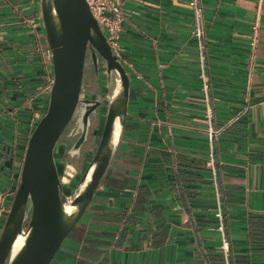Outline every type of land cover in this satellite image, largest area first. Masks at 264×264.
<instances>
[{
  "label": "crops",
  "instance_id": "1",
  "mask_svg": "<svg viewBox=\"0 0 264 264\" xmlns=\"http://www.w3.org/2000/svg\"><path fill=\"white\" fill-rule=\"evenodd\" d=\"M188 2L122 0L120 60L131 79L125 131L52 264H225L219 200L231 264H264V0H203L213 123L227 126L214 150L218 195ZM38 15L37 0H0L2 224L50 102L52 59L38 48H48L45 32L27 22ZM94 82L104 100L107 84ZM87 164L68 167L77 176Z\"/></svg>",
  "mask_w": 264,
  "mask_h": 264
},
{
  "label": "water",
  "instance_id": "2",
  "mask_svg": "<svg viewBox=\"0 0 264 264\" xmlns=\"http://www.w3.org/2000/svg\"><path fill=\"white\" fill-rule=\"evenodd\" d=\"M37 1L52 54L54 83L48 110L29 140L21 181L0 236V264H52L107 175L128 118L130 76L87 0ZM89 56L97 73L107 75L111 94L104 100L101 91L86 92ZM98 82L102 83L99 77ZM80 105L87 109L75 121ZM93 117L96 123L99 120L94 129ZM72 124L79 138L68 149L61 140ZM90 135L99 141L89 164L64 183L65 158L81 159ZM74 182L75 191L65 198L66 187Z\"/></svg>",
  "mask_w": 264,
  "mask_h": 264
},
{
  "label": "built area",
  "instance_id": "3",
  "mask_svg": "<svg viewBox=\"0 0 264 264\" xmlns=\"http://www.w3.org/2000/svg\"><path fill=\"white\" fill-rule=\"evenodd\" d=\"M90 9L100 24L104 35L106 36L109 44L111 45L113 51L120 59V53L122 52V48L120 46V37L123 31V23L125 22L127 15L123 10L122 0H87ZM188 6L192 12L193 18V31L192 37L196 42L197 52L199 56L200 62V80L202 81V91L204 93V98L206 102V119L209 123V128L207 130V136L209 140V162L208 166L212 170L213 174V182L217 192V195L220 193L219 191V183L216 171V162H215V145L218 141L219 137L225 132L227 126H223L217 128L214 126L213 118H214V109L210 102V86L207 78V56H206V48H207V40H206V18H205V8L203 0H189ZM33 28L37 29L39 27H43V21L40 15L36 16L33 19L27 20ZM259 24H255L253 30L256 32L258 30ZM4 40L3 33L0 31V43ZM38 48L41 50L42 55L45 59H52V54L49 49L45 51L44 48L39 44ZM54 83V79L49 78V89L52 90ZM38 125V124H37ZM37 127V126H36ZM69 167L67 166V169ZM66 169V170H67ZM69 183V182H67ZM71 194L65 198H69ZM215 215L219 221V226L215 228V231L218 232L222 236V244L220 249L225 258V264H231V242L226 236L225 230V216L222 210V204L219 200L218 207L215 211ZM4 224H2V218L0 216V233L4 228Z\"/></svg>",
  "mask_w": 264,
  "mask_h": 264
},
{
  "label": "rangeland",
  "instance_id": "4",
  "mask_svg": "<svg viewBox=\"0 0 264 264\" xmlns=\"http://www.w3.org/2000/svg\"><path fill=\"white\" fill-rule=\"evenodd\" d=\"M87 75H88V77H89V80H91L92 81V78H95L96 77V75H95V77H94V75H93V77H92V74H94V71L92 70L91 71V69H89L88 70V72L86 73ZM107 75L106 74H104L103 72H101L100 74H99V80L102 82V83H105L107 80ZM93 80H95V79H93ZM96 81H97V79H96ZM92 129H94V127L92 128ZM71 130V129H70ZM65 135L66 134H64V136L63 137H65ZM98 141H99V138L98 137H94V136H92L91 135V138L89 139V142L87 143V145H85L84 146V148H83V151H82V158L81 159H78V158H72V157H70V156H67L66 157V160L69 162V161H71L72 163H78L80 166H81V168H82V161H83V159H86L87 160V163L89 164V162H90V160H91V158H92V155H93V151H94V148H95V146L98 144ZM65 143V144H67V146H68V148L70 147V146H72V145H74V142H76V139L74 140V141H72V142H70V141H64L63 140V138H62V140H61V143ZM87 164V165H88ZM84 166V165H83ZM75 172V171H74ZM74 174V176H75V173H73ZM64 178V177H63ZM71 181V180H70ZM69 181V182H70ZM77 182H78V179H77ZM77 182H74L72 185H70V186H67L66 187V189L67 190H69V192H70V194H72L74 191H75V189H76V187H77ZM64 183H66V182H64Z\"/></svg>",
  "mask_w": 264,
  "mask_h": 264
},
{
  "label": "flooded vegetation",
  "instance_id": "5",
  "mask_svg": "<svg viewBox=\"0 0 264 264\" xmlns=\"http://www.w3.org/2000/svg\"><path fill=\"white\" fill-rule=\"evenodd\" d=\"M89 69H91V71L93 70L94 71V74H92V77H93V75H94V77H95V75H96V77L95 78H92V81L90 80V81H88L87 82V86H86V92L88 93V94H93V93H96V92H99L98 91V89H97V84L94 82V80L93 79H97L98 80V77H99V74L97 73V71H96V68H95V66H94V64L92 63V60H91V57L89 56V58H88V61H87V66H86V72H85V75H86V73L88 72V70ZM100 69L102 70V64H100ZM89 80V79H88ZM106 83H107V87H108V90H109V94L108 95H110L111 93V90H110V85H109V83H108V80L106 81ZM107 90V89H106ZM86 109H87V106L86 105H80V107H79V110H78V116H77V118L75 119V121L76 120H78V118L79 117H81L82 116V114L86 111ZM98 123H99V120L97 121V123L95 122V117H93L92 118V128L93 127H98ZM69 129H71V131H73V129H74V124H72L71 126H70V128ZM76 133V131H74V134ZM78 138H79V136H76L75 137V139H76V141L78 140ZM91 138V135L89 136V139ZM89 142V141H88ZM75 143V142H74ZM87 145V144H86ZM73 147V145L72 146H70L68 149H70V148H72ZM70 195V192H69V190H65V197H67V196H69Z\"/></svg>",
  "mask_w": 264,
  "mask_h": 264
},
{
  "label": "bare ground",
  "instance_id": "6",
  "mask_svg": "<svg viewBox=\"0 0 264 264\" xmlns=\"http://www.w3.org/2000/svg\"><path fill=\"white\" fill-rule=\"evenodd\" d=\"M74 173V169L72 167H69L65 172H64V175H63V182H69L70 179L72 178V175ZM20 245V240L17 242V245L16 246H19Z\"/></svg>",
  "mask_w": 264,
  "mask_h": 264
},
{
  "label": "trees",
  "instance_id": "7",
  "mask_svg": "<svg viewBox=\"0 0 264 264\" xmlns=\"http://www.w3.org/2000/svg\"><path fill=\"white\" fill-rule=\"evenodd\" d=\"M75 137H76V134H74V132H72L70 129L67 131L65 137H63V140L64 141H74L75 140ZM72 162L69 161V164H71Z\"/></svg>",
  "mask_w": 264,
  "mask_h": 264
}]
</instances>
